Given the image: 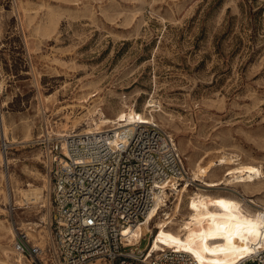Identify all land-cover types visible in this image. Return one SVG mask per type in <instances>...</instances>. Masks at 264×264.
<instances>
[{
  "label": "rangeland",
  "instance_id": "obj_1",
  "mask_svg": "<svg viewBox=\"0 0 264 264\" xmlns=\"http://www.w3.org/2000/svg\"><path fill=\"white\" fill-rule=\"evenodd\" d=\"M148 104L188 177L224 154L264 171V0H0V264L18 258L19 229L40 241L50 233L48 166L36 144L46 129L76 121L79 133L96 108L113 118ZM29 185L43 189L40 204L22 203ZM256 189L264 208V176ZM233 190L206 194L239 199L224 193Z\"/></svg>",
  "mask_w": 264,
  "mask_h": 264
},
{
  "label": "built area",
  "instance_id": "obj_2",
  "mask_svg": "<svg viewBox=\"0 0 264 264\" xmlns=\"http://www.w3.org/2000/svg\"><path fill=\"white\" fill-rule=\"evenodd\" d=\"M121 123L100 134H58L51 128L37 139L45 149L53 221L42 241L18 230L13 248L23 259L31 264H200L177 248L161 245L153 251L155 221L167 218L170 195L193 183L175 138L154 119ZM154 209L159 215L153 232L131 245L127 232L145 223ZM237 264H264V250Z\"/></svg>",
  "mask_w": 264,
  "mask_h": 264
},
{
  "label": "bare ground",
  "instance_id": "obj_3",
  "mask_svg": "<svg viewBox=\"0 0 264 264\" xmlns=\"http://www.w3.org/2000/svg\"><path fill=\"white\" fill-rule=\"evenodd\" d=\"M84 102H87V99L81 103ZM150 108H155V105L148 104L144 113L138 112L135 106H124L113 118H109L102 109L96 108L89 115L86 129L79 133L100 134L109 125L132 123L136 117L144 121L155 119L154 114L157 111L149 110ZM78 127L81 126L76 121H67L59 134H69L72 130L78 132ZM237 157L224 154L217 161L211 160L205 164V159L199 161L193 168L189 181L200 185L196 194L188 198L186 214L180 216L190 184L182 185L173 196L170 195L169 200L173 206L164 211L167 218L159 216L156 220V228L159 230L154 238L153 251H158L162 248L161 245H165L194 255L200 264H237L241 259L264 250V208L252 199L253 193L258 191L256 186L263 178L264 171L262 167L238 163ZM229 165L235 167L229 168L226 176L218 179L212 176L215 169ZM223 186L225 190L235 189L233 192L224 193L239 195V199L222 197L215 200L206 194L219 192ZM42 195V188L29 185L28 189L23 191L22 203L38 205ZM246 205L255 206L259 211L249 212L245 208ZM158 212L154 209L145 223L127 232L131 245H139L145 235L153 232L151 224L155 216L159 215ZM169 225L171 228H168ZM173 226L180 228L176 232L172 229ZM15 253L18 258L13 264H22L23 257ZM12 255L13 253L2 250V256L7 262L12 260Z\"/></svg>",
  "mask_w": 264,
  "mask_h": 264
}]
</instances>
